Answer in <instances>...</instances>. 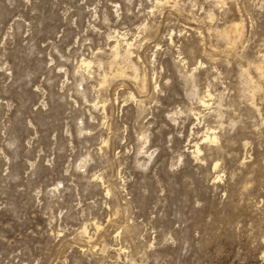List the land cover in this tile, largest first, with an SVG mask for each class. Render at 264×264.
<instances>
[{"label":"rangeland","instance_id":"obj_1","mask_svg":"<svg viewBox=\"0 0 264 264\" xmlns=\"http://www.w3.org/2000/svg\"><path fill=\"white\" fill-rule=\"evenodd\" d=\"M263 61L264 0H0V264H264Z\"/></svg>","mask_w":264,"mask_h":264},{"label":"bare ground","instance_id":"obj_2","mask_svg":"<svg viewBox=\"0 0 264 264\" xmlns=\"http://www.w3.org/2000/svg\"><path fill=\"white\" fill-rule=\"evenodd\" d=\"M234 28V27H233ZM237 27L235 26V29H236ZM237 30V29H236ZM233 31V30H232ZM236 32V31H235ZM228 33V32H227ZM233 33V32H232ZM229 34V33H228ZM229 36V35H228ZM125 44H126V50L129 52V46L131 45L130 43H128V42H125ZM114 47V46H113ZM116 47V46H115ZM113 51V50H112ZM117 52V51H116ZM264 62V61H263ZM203 104V103H202ZM205 104V103H204ZM206 138H209V136L208 135H206L205 136ZM210 137H212V138H215V136H210ZM196 151H198V148L196 147Z\"/></svg>","mask_w":264,"mask_h":264}]
</instances>
